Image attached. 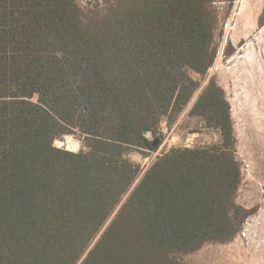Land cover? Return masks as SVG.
<instances>
[{
	"label": "trees",
	"instance_id": "1",
	"mask_svg": "<svg viewBox=\"0 0 264 264\" xmlns=\"http://www.w3.org/2000/svg\"><path fill=\"white\" fill-rule=\"evenodd\" d=\"M211 1L116 0L87 20L74 0H0V264H182L238 233L230 106L202 84ZM194 96L219 144L142 171L130 154L155 152ZM75 134L79 151L54 146Z\"/></svg>",
	"mask_w": 264,
	"mask_h": 264
},
{
	"label": "rangeland",
	"instance_id": "2",
	"mask_svg": "<svg viewBox=\"0 0 264 264\" xmlns=\"http://www.w3.org/2000/svg\"><path fill=\"white\" fill-rule=\"evenodd\" d=\"M116 0H74L85 19H101ZM207 10L215 20V61L202 84L214 79L230 106L235 157L241 182L235 203L248 216L229 241L209 242L193 253L177 255L182 264H264V0H212ZM197 78V76H194ZM191 99L176 121L159 126L162 143L147 156L130 159L144 171L170 148H206L219 144L217 131L188 115ZM54 146L79 151L77 135L64 136Z\"/></svg>",
	"mask_w": 264,
	"mask_h": 264
},
{
	"label": "water",
	"instance_id": "3",
	"mask_svg": "<svg viewBox=\"0 0 264 264\" xmlns=\"http://www.w3.org/2000/svg\"><path fill=\"white\" fill-rule=\"evenodd\" d=\"M146 137L149 139L151 138L149 133H146ZM155 144H156V142L153 143L154 146H155Z\"/></svg>",
	"mask_w": 264,
	"mask_h": 264
}]
</instances>
